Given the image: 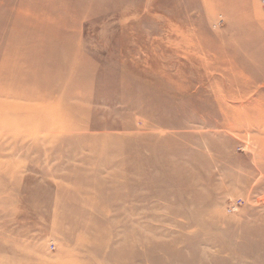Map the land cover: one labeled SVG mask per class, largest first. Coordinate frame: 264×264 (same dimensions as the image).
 Listing matches in <instances>:
<instances>
[{
    "label": "rangeland",
    "instance_id": "1",
    "mask_svg": "<svg viewBox=\"0 0 264 264\" xmlns=\"http://www.w3.org/2000/svg\"><path fill=\"white\" fill-rule=\"evenodd\" d=\"M233 3L77 0L43 34L87 71L91 112L64 131L0 123V264H264V116L245 128L195 102L231 81L264 95V37L243 26L264 0ZM70 87L39 110L58 116Z\"/></svg>",
    "mask_w": 264,
    "mask_h": 264
},
{
    "label": "bare ground",
    "instance_id": "2",
    "mask_svg": "<svg viewBox=\"0 0 264 264\" xmlns=\"http://www.w3.org/2000/svg\"><path fill=\"white\" fill-rule=\"evenodd\" d=\"M7 1L0 0V123L4 122V128H6L7 124L18 123L23 119H29L32 121L35 120V122L45 119L50 120L51 124L46 126L44 130L52 132L56 130L64 131L69 128L70 125V127L76 125L77 123L71 119V116L89 118L91 110L88 106L92 102H90L89 98L90 93L88 90L79 87L82 81L86 82L87 79L84 76L87 71L78 70L75 64L76 57H69L65 53L63 54L64 51L60 52L58 50L54 54L50 53V49L54 47V43H44L45 37H43V34L48 32H53V35H56V37L59 35L55 34V32L67 24V21L64 18L66 16L65 12H67L66 9H70V6L77 2V0ZM227 1L229 0H226V3ZM230 1L233 3V0ZM240 1L236 2L234 0L233 3L235 4L233 5V7L235 6L234 9L238 11V13H242L244 15L248 13L249 15L253 13L256 14L255 9L252 10L245 7L243 2H247V0L241 2V5L239 4ZM223 2L224 0H206V4L211 9L215 10L222 7L226 13L227 11L230 12L231 10L229 11L225 9L228 5L225 6ZM33 4H42L43 11L41 13L38 11L40 14H38L37 18L33 19L34 22H32L33 20L22 21L23 18L21 20L20 16L22 13H26L28 9L30 10ZM190 5H192L191 2ZM221 5H224L225 7ZM29 12H32L30 15L34 13L32 10ZM35 14L36 12L34 15ZM63 14L65 15L64 17ZM233 14L234 13L230 16L233 17ZM235 16L238 17V15ZM68 23L70 24V22ZM184 24L188 25L189 23L184 22ZM236 24H239V22L236 21ZM244 25L253 27L256 32V36L264 37V23H256V25H253L251 22H249V24L247 22H243V26ZM19 28H21V30H19ZM31 28L33 29L32 31ZM14 34L16 35L15 37L12 36ZM65 39L66 38H64V42L68 43V41L71 40V37L67 40ZM57 40L61 41V39ZM43 45L46 46V50H43V52L38 54L33 53L29 55L32 53L28 51L30 48L36 46L38 48L44 47ZM255 47L258 49H264V45L256 44ZM47 49H49V51ZM46 52L49 53L44 54ZM42 57L45 58L44 61H42ZM32 62L34 64H31ZM66 72L70 74H67ZM21 73H24L25 76ZM81 78H83L82 81ZM65 79L71 87L70 90L65 89L62 93L58 94L60 96L58 103L63 104L61 106H59V104L55 105L59 108V115L56 116L52 114L48 116V114L45 113L48 110H39L40 105L47 106L50 102L54 101V98L56 99V96L55 93L46 95L40 94V92H46L47 89L51 88L58 89L57 87L60 81ZM246 87L247 85L243 83L231 81L230 85L225 86L223 84L222 87H216L215 91L212 92V98L209 99L202 93H200V95L199 93H196V101L190 100L189 103L195 101L199 104L201 103L202 105L209 104L208 109L205 108L203 110L205 114H210V116L212 114L226 117L232 116L235 118V121L245 122V128H257V126L254 127L248 122L255 116L258 117V119L264 116V95L259 92L255 98H249L255 90H251V88ZM172 94L174 95V92ZM161 101H164L163 103L167 104L169 102L166 99H161ZM215 106H217L216 110ZM64 107L66 109V113L63 112ZM86 122L87 121L84 123ZM85 127L88 128L89 125L86 124ZM24 128L26 127L20 129L24 130ZM0 129H2L1 126ZM109 241L105 244L106 246H108Z\"/></svg>",
    "mask_w": 264,
    "mask_h": 264
}]
</instances>
